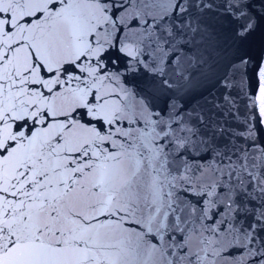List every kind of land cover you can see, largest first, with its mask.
Listing matches in <instances>:
<instances>
[{
    "label": "snow or ice",
    "instance_id": "1",
    "mask_svg": "<svg viewBox=\"0 0 264 264\" xmlns=\"http://www.w3.org/2000/svg\"><path fill=\"white\" fill-rule=\"evenodd\" d=\"M0 264H264V0H0Z\"/></svg>",
    "mask_w": 264,
    "mask_h": 264
}]
</instances>
